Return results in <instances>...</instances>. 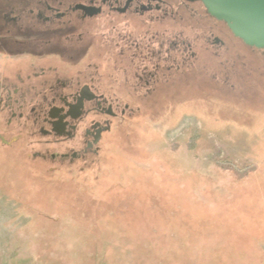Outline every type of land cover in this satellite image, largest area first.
Masks as SVG:
<instances>
[{
  "label": "rangeland",
  "instance_id": "rangeland-1",
  "mask_svg": "<svg viewBox=\"0 0 264 264\" xmlns=\"http://www.w3.org/2000/svg\"><path fill=\"white\" fill-rule=\"evenodd\" d=\"M223 34L92 159L0 143V264H264V49Z\"/></svg>",
  "mask_w": 264,
  "mask_h": 264
},
{
  "label": "flooded vegetation",
  "instance_id": "flooded-vegetation-1",
  "mask_svg": "<svg viewBox=\"0 0 264 264\" xmlns=\"http://www.w3.org/2000/svg\"><path fill=\"white\" fill-rule=\"evenodd\" d=\"M1 11L0 143H26L33 159L58 166L99 155L131 106L156 101L200 53L227 48L224 31L242 41L199 0H39L24 16Z\"/></svg>",
  "mask_w": 264,
  "mask_h": 264
},
{
  "label": "water",
  "instance_id": "water-1",
  "mask_svg": "<svg viewBox=\"0 0 264 264\" xmlns=\"http://www.w3.org/2000/svg\"><path fill=\"white\" fill-rule=\"evenodd\" d=\"M247 46L264 49V0H199Z\"/></svg>",
  "mask_w": 264,
  "mask_h": 264
}]
</instances>
